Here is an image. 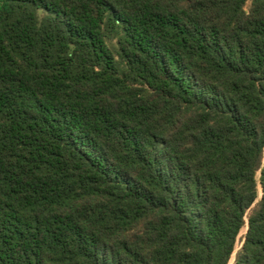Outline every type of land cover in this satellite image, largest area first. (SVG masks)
I'll return each instance as SVG.
<instances>
[{"label":"trees","instance_id":"trees-1","mask_svg":"<svg viewBox=\"0 0 264 264\" xmlns=\"http://www.w3.org/2000/svg\"><path fill=\"white\" fill-rule=\"evenodd\" d=\"M233 253L264 264V0H0V264Z\"/></svg>","mask_w":264,"mask_h":264},{"label":"rangeland","instance_id":"rangeland-1","mask_svg":"<svg viewBox=\"0 0 264 264\" xmlns=\"http://www.w3.org/2000/svg\"><path fill=\"white\" fill-rule=\"evenodd\" d=\"M244 233H245V229H243V230L240 232V234H239V237H238V240H237L236 249H238V248H239V246H240V243H241V241H240V238H241V236H242ZM234 256H235V253H233V255H232V257H231V259H230V261H229V263H228V264H232V263H233Z\"/></svg>","mask_w":264,"mask_h":264}]
</instances>
